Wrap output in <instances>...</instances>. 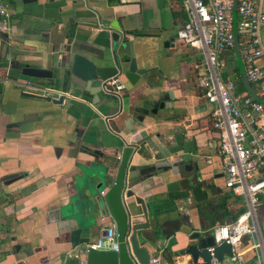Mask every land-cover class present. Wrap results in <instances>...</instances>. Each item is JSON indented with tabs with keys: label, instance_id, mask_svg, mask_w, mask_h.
Returning a JSON list of instances; mask_svg holds the SVG:
<instances>
[{
	"label": "crops",
	"instance_id": "obj_1",
	"mask_svg": "<svg viewBox=\"0 0 264 264\" xmlns=\"http://www.w3.org/2000/svg\"><path fill=\"white\" fill-rule=\"evenodd\" d=\"M180 1L0 0L11 12L0 40V264H86L85 244L113 222L102 199L126 145L135 149L129 169L144 179L135 194L156 217V227L142 232L156 264H193L187 249L212 241L246 211L225 186L213 106L196 87L203 55L175 40ZM115 35L132 42L148 82L133 87L121 77L128 64L117 62L126 54ZM70 45L89 48L94 81L70 72ZM232 55L227 73L249 92ZM61 60L66 67L58 68ZM25 67L52 69L54 80L25 77ZM116 79L128 88L109 114L103 84ZM63 94L61 105L47 100ZM258 212L264 237V197ZM256 244L244 238L240 259L220 264H263Z\"/></svg>",
	"mask_w": 264,
	"mask_h": 264
},
{
	"label": "built area",
	"instance_id": "obj_2",
	"mask_svg": "<svg viewBox=\"0 0 264 264\" xmlns=\"http://www.w3.org/2000/svg\"><path fill=\"white\" fill-rule=\"evenodd\" d=\"M188 20L175 40L200 50L203 62L196 68V87L213 106V127L218 135L219 154L225 164V186L242 197L246 211L229 225L215 230V245H231V261L240 259L241 244L255 237L258 257L264 264V237L259 207L264 197V0H237V32L240 54L248 81L256 87L255 99L240 93L235 74L227 73L225 56L235 49V0H183ZM11 12L0 3V40L10 31ZM112 80L110 83H116ZM118 235L111 222L89 248L117 251ZM213 247L210 248V251ZM152 257L150 264L158 263ZM211 264H220L212 260Z\"/></svg>",
	"mask_w": 264,
	"mask_h": 264
},
{
	"label": "water",
	"instance_id": "obj_3",
	"mask_svg": "<svg viewBox=\"0 0 264 264\" xmlns=\"http://www.w3.org/2000/svg\"><path fill=\"white\" fill-rule=\"evenodd\" d=\"M236 5L237 0H235L234 7V50L237 57V63L243 81L251 96L259 100L254 94L248 81L240 54L239 36L236 27ZM113 38L114 43H120V48L124 49L126 54V56H123L120 60L117 58L118 63L128 64V68L121 67V69H119V72L122 75L121 77H124V79L133 87L140 83L148 82L150 79L148 73L142 74L139 72L137 58L133 56L131 50L132 42L128 38L120 40V37L117 35L113 36ZM65 47L68 61L67 66L70 68V72L85 81H94L97 75L96 64L93 61V56L89 51V48H79L76 45ZM116 56H119L118 52ZM57 66L58 68H62L63 66L66 67V64L61 60ZM233 69L234 65L231 62L228 63V73H231ZM22 75L32 80L37 79V82L41 79L54 80L52 69L25 67L22 69ZM50 85L55 86V82L53 81ZM103 85L107 92L105 106L109 107L111 112L109 114H114L112 111H116L117 113L122 105L120 103L121 99L124 98L120 93L128 87L122 80H117V82L113 84L110 82L104 83ZM41 91H47V89L43 87L41 88ZM67 97V94H63L59 98L53 99L48 97L47 100L52 101L53 104L61 105ZM147 113H149V110H147ZM141 118L142 117H139V119ZM134 150L133 146L130 145L124 147L114 177V182L102 199L106 214L110 216L116 226L118 250L101 251L89 248L86 251V264H150L151 254L146 246H144L145 243L150 240V236L142 232L156 227V217L151 214L150 201L136 196L134 191L135 187L141 184L144 180L137 176L139 174L138 172L129 169ZM147 172L148 171H144V174ZM199 192V188L194 189L195 196H198ZM131 199L132 202L128 203L127 200ZM140 220H143V222H140ZM212 247L213 250L210 251V248ZM187 253L190 255V262L193 264H211L212 260L222 263L225 256L231 257L232 249L231 245L226 242H223L220 245H215L214 239H212V241L209 242L199 241L198 244L191 245L187 249ZM199 259H202V262H199Z\"/></svg>",
	"mask_w": 264,
	"mask_h": 264
},
{
	"label": "trees",
	"instance_id": "obj_4",
	"mask_svg": "<svg viewBox=\"0 0 264 264\" xmlns=\"http://www.w3.org/2000/svg\"><path fill=\"white\" fill-rule=\"evenodd\" d=\"M180 2H181V4H182L181 12H182L183 25H184V24L187 22L188 17H187L186 10L184 9L183 1L181 0Z\"/></svg>",
	"mask_w": 264,
	"mask_h": 264
},
{
	"label": "rangeland",
	"instance_id": "obj_5",
	"mask_svg": "<svg viewBox=\"0 0 264 264\" xmlns=\"http://www.w3.org/2000/svg\"><path fill=\"white\" fill-rule=\"evenodd\" d=\"M196 52L201 56L202 53H201L200 50H196ZM229 59H231L235 63V65H237V60L235 59V57L233 55ZM258 214H259V212H258ZM259 218H260V216H259ZM261 227H262V230H263V223H261Z\"/></svg>",
	"mask_w": 264,
	"mask_h": 264
}]
</instances>
